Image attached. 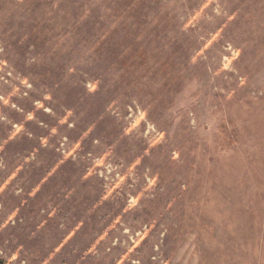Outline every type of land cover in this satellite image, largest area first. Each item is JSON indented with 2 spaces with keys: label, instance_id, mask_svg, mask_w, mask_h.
Here are the masks:
<instances>
[{
  "label": "rangeland",
  "instance_id": "obj_1",
  "mask_svg": "<svg viewBox=\"0 0 264 264\" xmlns=\"http://www.w3.org/2000/svg\"><path fill=\"white\" fill-rule=\"evenodd\" d=\"M196 3L0 0V60L6 61L0 94L20 86L17 75L33 86L27 97L21 92L12 98L22 112L0 105L12 124L25 129L9 140L12 124L0 122V186L8 181L0 192V264H8L17 248L13 264H117L145 232L124 264H264V0H220L224 16L213 14L197 29L184 30ZM219 27L223 39L193 63L204 44L200 37ZM237 49L232 70L214 75ZM94 83L97 90L89 92ZM36 100L52 114L35 110ZM113 101L118 103L109 112ZM137 109L155 125L148 140L135 130L124 135L125 118ZM69 110L72 128L59 123ZM30 111L33 121L25 119ZM159 132L164 139L129 173L136 182L108 197L121 218L116 235L129 227L131 244H27L28 233L12 226L11 184L19 169L29 167L32 160L24 157L33 150L45 153H38L44 154L39 162L64 161V153L81 142L66 161L85 177L92 160L111 149L105 163L124 175ZM146 171L158 179L143 191ZM137 194L139 205L124 212L128 197Z\"/></svg>",
  "mask_w": 264,
  "mask_h": 264
},
{
  "label": "crops",
  "instance_id": "obj_2",
  "mask_svg": "<svg viewBox=\"0 0 264 264\" xmlns=\"http://www.w3.org/2000/svg\"><path fill=\"white\" fill-rule=\"evenodd\" d=\"M33 152L36 155L37 150ZM44 154L34 155L29 167L19 169L21 175L11 184L16 199L12 226L28 233L27 244H62L60 247L65 244H112L117 235L116 228L112 229L111 225L117 213L104 196L117 179L115 172L108 174L105 168H97L92 174L94 177L85 179L80 176L79 168L73 169L76 165L66 160L39 162ZM100 172H104L103 177ZM25 173L30 176H23ZM105 232L108 235L99 240ZM121 233V244H131V236Z\"/></svg>",
  "mask_w": 264,
  "mask_h": 264
},
{
  "label": "clouds",
  "instance_id": "obj_3",
  "mask_svg": "<svg viewBox=\"0 0 264 264\" xmlns=\"http://www.w3.org/2000/svg\"><path fill=\"white\" fill-rule=\"evenodd\" d=\"M223 8H224V6L220 3V0H197L196 6L192 8V12L190 13V19H187L186 23L183 25L184 30H187L189 28L197 29L198 25H200L202 21H205V20L211 21L213 19V14L215 16H224L226 13L222 11ZM228 19L233 20L234 15L229 16ZM222 33H223V29L221 27H219L215 31H208L206 37H204V36L200 37V39L204 41V44H203V47L201 48V50L199 52H197L196 55L192 58V62L195 63L196 60L199 57H201L205 51L212 48L221 39H223ZM231 47H232L231 44L228 43L227 49H225V51L231 50ZM240 55H241V53L237 49L235 51V53L233 55H231L230 57H224V63L217 70V72L214 73V75L218 76L220 74V72H223L226 69L232 70L231 65L233 64L234 61H236L240 57ZM5 67H6V61L0 60V72L4 71ZM8 75L11 76L12 72L9 71ZM2 79L3 78L0 77V80H2ZM13 79L18 81L20 86L17 87L15 84H11L10 85L11 90L7 93V95L0 94V105H3L5 107L10 106L12 109H15L18 112H22L23 111L22 108L18 107L17 104L11 102L12 98L19 96L21 94V92H22V97H27L29 94V90H31L33 86L29 82L27 77L21 78L20 76L17 75V76H14ZM3 82H4V84H9V81H7V80H5ZM241 83H243V81H241ZM96 90H97V84H95V83L91 84L88 87L89 92H95ZM43 99L45 101H51L52 97L49 94V95H45L43 97ZM117 103H118L117 101H113L112 104H110L108 106V111L112 112L113 106L116 105ZM34 107H35V110H37V111L42 109L45 113L52 114V109L49 107H46L45 104L43 102H41L40 100L34 101ZM72 115H73L72 111H70V110L67 111V114L63 117V119H61L59 121V123L62 125L68 124L69 128L74 127V124L68 123V119ZM25 119L27 121H33L35 119V112L34 111L28 112L27 115L25 116ZM125 119L130 121L128 126L124 129V135L125 136L130 134V133H133L135 130L139 133V136H143L146 140H148L149 137L151 136L150 134L156 131L155 125L148 120V112L147 111H140L139 109H137V114L130 115V116L126 117ZM0 122H8V123L12 124V122L5 115L3 108H0ZM142 124L146 126L144 131H141V125ZM12 127L14 130L9 135V137H8L9 140L15 138L18 134H20L21 132H23L25 130L23 124H20V125L12 124ZM91 131H92V128L90 127L83 134V136L87 137ZM51 132L53 135H55L57 132V129L52 128ZM164 136H165L164 132H159V134L157 136L152 137L150 139V142L148 143V147L144 150L143 155L141 157H138L137 159H135V161L128 167L127 173H125L124 175H120L119 173H117V179H116L115 183L113 184V186L108 188L107 194L104 196V200H107L108 197L111 196L116 191V189H118L122 185H124L125 182H127L129 180H131L132 183L136 182L134 179H132V177L129 175V173H132L134 170H136L138 168V166L141 165L143 158L145 156L149 155L150 150L152 148H154L160 144V142L164 139ZM82 139H83V137H82ZM65 140L67 141L66 137H65ZM5 143H7V141H5ZM41 143L44 145H47V143H48L47 138L42 139ZM93 143L98 144L99 141L95 140ZM63 147H64V145L62 144L61 148H63ZM81 148H82L81 142L77 141L66 153H64V159L67 160L70 157H74L75 154L79 150H81ZM2 150H3V147L0 146V151H2ZM57 151L59 152L60 149H57ZM110 155H111V149H109V151H107L103 155H101L98 159L94 160L92 168L87 172V175L84 178L88 179V177H90L93 174V172L95 171V169H97V168H105L109 173L116 171V168L118 166H114L112 164H106L105 163L108 160V157ZM88 156H91V153H89ZM34 158H35L34 155H26L24 157V161H25V163H27ZM173 159H176L175 155L173 156ZM99 175L101 177H103L104 172H100ZM14 176H15V173H13V177ZM11 179H12V177H9V181ZM144 179L147 181V183H146L143 191H148V190L154 188V186L157 183L158 177L152 176L151 178H149L147 171H146L144 173ZM7 184H8V181H6L3 186H0V192L4 191V188L7 187ZM37 191H38V189H37ZM141 194H137L135 196H129L126 203H125V206L123 207V211L129 212L132 209H135L137 207V205H139V203H140V195ZM33 195H35V192H33ZM53 214L54 213H50V215H53ZM15 215H16V213L13 212L12 215L9 216L8 219L11 220ZM117 224H121V218L120 217H117V219L111 225V228L112 229L116 228ZM0 227H2V226H0ZM129 231H130L129 227L124 226L123 232L121 233V235L127 236L129 234ZM107 235H108V232H105L102 236H100L99 240H103ZM146 236H147V232H145L143 236H140L139 239L136 241V243H134L133 246L131 248H129L127 252L124 253V256L119 261H117V264H124V259H127L128 256H130L131 254L136 252L137 249H139L142 246V243L145 241ZM99 240L97 241V243H99ZM117 244H119V248H122L124 246L123 244H121L119 237L114 238L112 240V246L114 248L117 246ZM56 251L59 252L60 248H57ZM93 251H95V245H93V247L91 249H89V252H93ZM109 251H111V249H109ZM20 252H21V249L17 248L16 251L10 255V258L8 259V264H13V262L17 261L19 255H20ZM0 254H2V250H0ZM45 264H47V261H45ZM132 264H140V260L135 259L132 261ZM162 264H163V261H162Z\"/></svg>",
  "mask_w": 264,
  "mask_h": 264
},
{
  "label": "built area",
  "instance_id": "obj_4",
  "mask_svg": "<svg viewBox=\"0 0 264 264\" xmlns=\"http://www.w3.org/2000/svg\"><path fill=\"white\" fill-rule=\"evenodd\" d=\"M105 170H106V169H105ZM106 171H107V170H106ZM114 172H115V175H114V176L117 178V173H116V171H114ZM107 173L110 174L108 171H107Z\"/></svg>",
  "mask_w": 264,
  "mask_h": 264
}]
</instances>
